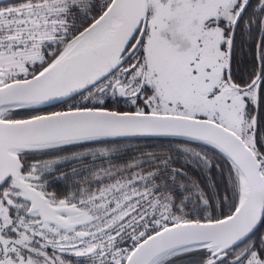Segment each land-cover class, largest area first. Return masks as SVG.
<instances>
[{"label": "snow or ice", "instance_id": "snow-or-ice-1", "mask_svg": "<svg viewBox=\"0 0 264 264\" xmlns=\"http://www.w3.org/2000/svg\"><path fill=\"white\" fill-rule=\"evenodd\" d=\"M0 4V264H264V0Z\"/></svg>", "mask_w": 264, "mask_h": 264}, {"label": "trees", "instance_id": "trees-1", "mask_svg": "<svg viewBox=\"0 0 264 264\" xmlns=\"http://www.w3.org/2000/svg\"><path fill=\"white\" fill-rule=\"evenodd\" d=\"M47 110H48V111H50V110H52V111H53V110H54V108H48Z\"/></svg>", "mask_w": 264, "mask_h": 264}, {"label": "flooded vegetation", "instance_id": "flooded-vegetation-1", "mask_svg": "<svg viewBox=\"0 0 264 264\" xmlns=\"http://www.w3.org/2000/svg\"><path fill=\"white\" fill-rule=\"evenodd\" d=\"M8 2V1H7ZM6 3V2H5ZM0 6H3V4H0ZM54 110H56L55 108H54ZM50 111H52V110H50Z\"/></svg>", "mask_w": 264, "mask_h": 264}, {"label": "water", "instance_id": "water-1", "mask_svg": "<svg viewBox=\"0 0 264 264\" xmlns=\"http://www.w3.org/2000/svg\"><path fill=\"white\" fill-rule=\"evenodd\" d=\"M8 0H5V2H7ZM0 2H2V0H0Z\"/></svg>", "mask_w": 264, "mask_h": 264}]
</instances>
